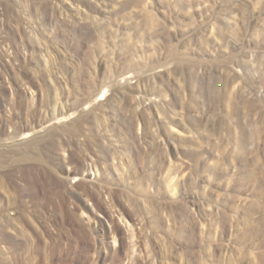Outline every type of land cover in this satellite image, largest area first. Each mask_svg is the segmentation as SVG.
I'll list each match as a JSON object with an SVG mask.
<instances>
[{"label":"rangeland","instance_id":"374dc122","mask_svg":"<svg viewBox=\"0 0 264 264\" xmlns=\"http://www.w3.org/2000/svg\"><path fill=\"white\" fill-rule=\"evenodd\" d=\"M0 264H264V0H0Z\"/></svg>","mask_w":264,"mask_h":264}]
</instances>
